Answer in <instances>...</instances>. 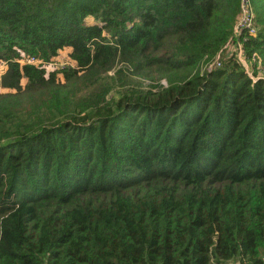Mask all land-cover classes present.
Listing matches in <instances>:
<instances>
[{
    "label": "trees",
    "instance_id": "16d2710c",
    "mask_svg": "<svg viewBox=\"0 0 264 264\" xmlns=\"http://www.w3.org/2000/svg\"><path fill=\"white\" fill-rule=\"evenodd\" d=\"M239 1L0 0V264H264V74L201 72Z\"/></svg>",
    "mask_w": 264,
    "mask_h": 264
},
{
    "label": "built area",
    "instance_id": "2783aa9c",
    "mask_svg": "<svg viewBox=\"0 0 264 264\" xmlns=\"http://www.w3.org/2000/svg\"><path fill=\"white\" fill-rule=\"evenodd\" d=\"M256 29L254 9L251 0H240L239 12L234 22L230 37L225 41L213 58L202 64L201 72L220 66L223 57L233 54L243 64V66L245 65L246 72L253 79H255V76H252L249 73L246 66L249 64L250 67L260 69L261 62L254 52L250 56H246L243 47V37L248 34L254 35L256 33ZM241 56L245 57L246 64L241 60ZM35 60L36 59L34 57L28 58V61Z\"/></svg>",
    "mask_w": 264,
    "mask_h": 264
},
{
    "label": "rangeland",
    "instance_id": "374dc122",
    "mask_svg": "<svg viewBox=\"0 0 264 264\" xmlns=\"http://www.w3.org/2000/svg\"><path fill=\"white\" fill-rule=\"evenodd\" d=\"M86 20L88 22H91L94 20V18L89 15V16H87ZM224 58L225 57H223V59ZM56 60H59V61L49 62L47 64V66L48 67H50V66L56 67V65L60 66L61 64H75L73 61L68 59V56H66V54L65 55L59 54L58 58ZM241 60L246 64L244 56H241ZM221 63H222V61H221ZM124 65H126V64H122L121 62L116 61L113 69L110 71V73H113L119 67L123 66L122 67L123 72L116 82L117 85L110 90L109 97H112V96L117 97L120 92H123L126 89H128V90L134 89V90H139V91L151 90V89L154 90L158 87H152L151 85H153V84H157L159 86L167 84L165 77L157 78V77H151V76H143L141 74L134 73L132 70H130L129 68H127ZM2 66L4 67V62L0 61V74L3 71ZM246 67L252 76H255L253 74L254 71L258 74H261L262 76L264 74V70L262 68L257 69L255 67H250L249 64ZM244 68H245V65H244ZM221 264H239V262L236 259L232 258V259L227 260L226 262H222Z\"/></svg>",
    "mask_w": 264,
    "mask_h": 264
}]
</instances>
